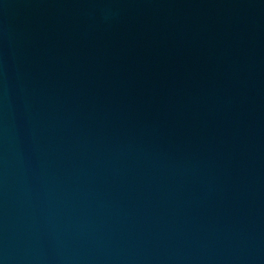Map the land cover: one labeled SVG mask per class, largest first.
<instances>
[{
    "label": "water",
    "instance_id": "water-1",
    "mask_svg": "<svg viewBox=\"0 0 264 264\" xmlns=\"http://www.w3.org/2000/svg\"><path fill=\"white\" fill-rule=\"evenodd\" d=\"M0 264H264V0H0Z\"/></svg>",
    "mask_w": 264,
    "mask_h": 264
}]
</instances>
